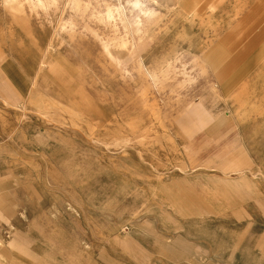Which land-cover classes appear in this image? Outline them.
Listing matches in <instances>:
<instances>
[{"label":"rangeland","instance_id":"rangeland-1","mask_svg":"<svg viewBox=\"0 0 264 264\" xmlns=\"http://www.w3.org/2000/svg\"><path fill=\"white\" fill-rule=\"evenodd\" d=\"M18 1L0 0V264H264V125L217 117L201 0Z\"/></svg>","mask_w":264,"mask_h":264},{"label":"crops","instance_id":"crops-1","mask_svg":"<svg viewBox=\"0 0 264 264\" xmlns=\"http://www.w3.org/2000/svg\"><path fill=\"white\" fill-rule=\"evenodd\" d=\"M199 13L211 32L205 61L218 58L210 76L217 117L233 127L247 116L264 125V0H201ZM5 192L0 187V242L14 211Z\"/></svg>","mask_w":264,"mask_h":264},{"label":"bare ground","instance_id":"bare-ground-1","mask_svg":"<svg viewBox=\"0 0 264 264\" xmlns=\"http://www.w3.org/2000/svg\"><path fill=\"white\" fill-rule=\"evenodd\" d=\"M8 1H11V2H14V3H18L19 1L18 0H8ZM36 1H38L39 3L40 2H43L42 0H36ZM70 1V0H69ZM120 1V0H119ZM151 1H153V2H155L156 4H161L162 2L161 1H167V0H151ZM78 2H79V0H71V3L73 4V5H77L78 4ZM80 2H82V0H80ZM79 2V3H80ZM9 3V2H8ZM133 3V7L135 8V9H139L141 12H143V14L146 16V15H149V12H148V10L145 8V9H143V2L141 1V0H135L134 2H132ZM119 4V3H118ZM79 5V4H78ZM77 5V6H78ZM81 5V4H80ZM155 5V4H154ZM156 6V5H155ZM162 6V5H161ZM165 6H166V4H165ZM118 13V12H117ZM107 14H108V19L110 18V17H112V12H111V10L109 11L108 10V12H107ZM107 14L105 15L106 16V18H107ZM112 19V18H111ZM65 24V23H64ZM68 26V25H67ZM65 29V28H64ZM114 44H116V43H114ZM112 45V44H111ZM107 46V45H106ZM105 46V47H106ZM124 46V45H123ZM109 47V46H108ZM107 49V48H106ZM109 50L110 49H108V52H109ZM116 53V52H115ZM110 54H111V52H110ZM120 54V53H119ZM117 59V58H116ZM120 65V64H119ZM87 223V222H86Z\"/></svg>","mask_w":264,"mask_h":264}]
</instances>
